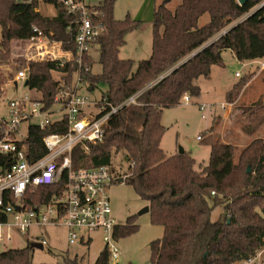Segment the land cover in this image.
<instances>
[{
    "label": "trees",
    "instance_id": "16d2710c",
    "mask_svg": "<svg viewBox=\"0 0 264 264\" xmlns=\"http://www.w3.org/2000/svg\"><path fill=\"white\" fill-rule=\"evenodd\" d=\"M46 1L54 4V15L41 13L38 0H0V96L24 68L27 87L39 93L46 107L61 92L71 94L77 78L87 82L89 90L102 85V98L113 104L141 91L138 104L124 106L110 118L102 143L89 152L76 149L75 166L108 164L116 173L113 159L122 152L127 168L116 173L114 182L124 177L147 201L152 223L163 226V235L150 244L153 264H236L256 254L264 240V135L241 149L237 158L234 144L208 135L209 162L199 170L191 153L170 156L165 152L161 143L167 127L161 116L165 109L181 104L185 95H200L199 77L209 78L212 66L223 65L225 50L242 62L264 58V5L257 7L264 0H248L243 5L237 0H181L174 10L168 6L172 0H162L151 22V54L140 61L122 58L119 52L126 35L141 21L129 15L116 19L117 0H97L93 20L103 28L97 41L98 73L92 72L95 60L91 55L84 54L82 62L78 61L77 16L58 0ZM204 14L209 19L200 23ZM34 26L60 42L73 58L61 63L60 59L14 56L12 43L33 35ZM5 63L7 71L1 68ZM54 73L61 77L55 78ZM247 79L233 85L227 96L233 90L238 96ZM65 126V122L46 129L31 126L30 156L44 155V135L63 132ZM3 133L0 122V138ZM54 192V188L40 187L31 201L45 202ZM220 205L223 211L214 220L212 210ZM138 229L135 215L129 216L115 226L112 236L119 240ZM35 244L0 252V264H30ZM64 264L80 263L68 257ZM93 264H110L107 243Z\"/></svg>",
    "mask_w": 264,
    "mask_h": 264
},
{
    "label": "built area",
    "instance_id": "2783aa9c",
    "mask_svg": "<svg viewBox=\"0 0 264 264\" xmlns=\"http://www.w3.org/2000/svg\"><path fill=\"white\" fill-rule=\"evenodd\" d=\"M58 1L67 12L77 16L75 42L78 61L81 63L82 55L92 56L97 47L99 50L97 41L103 28L93 20L98 12L97 0ZM262 5L264 1L257 7ZM33 31L35 33L29 38L19 39L29 45L33 57L60 59L61 63L73 58L69 51L70 59L54 56L53 44L58 41L49 39L36 26ZM222 32L225 33V30ZM27 75L26 68L16 73L12 80L15 90H18L19 81L25 83ZM236 76L240 74L236 73ZM81 83L77 78L71 94L61 92L55 97L54 104L60 102L65 109L58 119L48 117L58 111L52 109L54 104L46 107L41 96L32 97L26 93L7 100L10 118L6 120L0 117L4 128L3 137L0 138V245L13 240L17 233L30 234L36 229L40 230L41 235L35 234L33 242L44 247L49 244L45 231L53 227L67 229L69 244L79 240L90 242V237L85 240L84 232L88 234L98 229L111 231L113 235L118 222L113 215L109 186L116 180V174L108 164L77 167L73 155L77 148L89 152L92 146L102 143L110 118L122 107L138 104L137 98L141 91L119 104H113L107 98L88 99L79 92ZM184 100L189 102L190 96L185 95ZM228 105L232 107L233 102L222 103L221 107L225 109ZM60 122H65V131L48 132L43 137L46 153L39 158L30 156L27 144L30 127L46 129ZM24 123H29L26 134H22ZM40 187H51L55 192L45 202H32V196ZM104 238L109 245V237L106 235ZM109 252L110 264H119L120 251L116 245H110ZM243 264H264V240L256 254L245 259Z\"/></svg>",
    "mask_w": 264,
    "mask_h": 264
},
{
    "label": "rangeland",
    "instance_id": "374dc122",
    "mask_svg": "<svg viewBox=\"0 0 264 264\" xmlns=\"http://www.w3.org/2000/svg\"><path fill=\"white\" fill-rule=\"evenodd\" d=\"M94 1V0H93ZM162 0H117L114 5V16L116 19H124L127 15L141 21L140 25L126 35V43L120 48L122 58H131L135 61L147 59L151 54L152 44V19L154 9ZM181 0H172L168 6L174 10ZM38 9L45 15H54L56 8L46 0H38ZM209 19L208 14H204L200 23H205ZM1 33V27H0ZM25 42L12 43L14 56L29 57L33 51L28 49ZM223 65L212 66L209 78L199 77L200 95L190 98L189 102L184 99L181 104L165 109L162 113V123L167 127L162 138V147L168 155L179 153L180 148L189 152L196 159V167L203 169L209 162L210 144L206 140L208 135L226 143H232L236 147V158L246 145L253 139L264 135V68L263 59L254 61H239L230 50H225L222 54ZM95 60L92 72L101 71L99 63V50L92 52ZM35 59H38L37 57ZM12 65H14L12 63ZM2 69L8 70L5 63ZM239 73L240 76H236ZM55 78L61 75L54 73ZM248 78L238 96H227L233 85L240 80ZM10 81L5 86V91L0 96V117L8 120L9 113L6 102L8 99L25 95L28 93L32 97H38L39 93L30 90L23 81H19L18 90ZM239 86V84L237 85ZM235 86V87H237ZM243 87V88H242ZM88 83L82 82L79 92L87 96L90 100H99L102 97L99 86L94 90L88 89ZM235 89V88H234ZM231 98V99H230ZM233 106L221 107L222 103L233 100ZM232 102V101H229ZM204 107H201V105ZM57 113L48 117L51 119L60 118L65 112L63 104L58 102L52 106ZM204 115L205 117H203ZM29 123L22 125V134H26ZM202 138H198V137ZM123 154L119 152L113 159V169L125 170L127 163L122 159ZM248 169V168H247ZM115 173V174H116ZM110 201L114 218L118 223H125L129 216L135 215V223L139 229L119 240L111 236V231L104 232L101 229L84 232L85 240L90 237L88 243L77 241L69 244L67 239V229L65 227H53L45 231L49 244L43 248L34 247L32 251L33 259L30 264H64L65 258H77L80 264H93L102 249L106 246V235L109 237V246L116 245L120 251L119 264H153L151 261L150 244L153 240L163 235V226L152 223L151 213L144 211L148 203L143 199L125 180L116 181L109 186ZM223 206H216L211 213L212 219H217ZM82 233V232H81ZM35 234L41 235L40 230L33 229L30 234L17 233L13 240L0 245V252L10 248H24L33 243ZM236 264H243L237 262Z\"/></svg>",
    "mask_w": 264,
    "mask_h": 264
},
{
    "label": "crops",
    "instance_id": "0c3cea01",
    "mask_svg": "<svg viewBox=\"0 0 264 264\" xmlns=\"http://www.w3.org/2000/svg\"><path fill=\"white\" fill-rule=\"evenodd\" d=\"M136 19V18H135ZM16 42H25V40H16ZM26 43V42H25ZM54 56H59V57H63L64 59H70L69 55L67 52H64L61 50V44L59 42H55L53 44V52ZM233 54V53H232ZM33 53L29 56L32 57L33 59H35L36 57H33ZM264 63V62H263ZM192 98V97H191ZM85 243V242H84Z\"/></svg>",
    "mask_w": 264,
    "mask_h": 264
},
{
    "label": "water",
    "instance_id": "95a60500",
    "mask_svg": "<svg viewBox=\"0 0 264 264\" xmlns=\"http://www.w3.org/2000/svg\"><path fill=\"white\" fill-rule=\"evenodd\" d=\"M237 1H238V3H239L240 5H243V4H245L248 0H237ZM28 83H29V81L26 80V81H25V85L27 86ZM15 84H17V82H15ZM183 152H184V149H183V148H180L179 153H183ZM247 171L250 172V167H248V170H247ZM118 181L123 182V181H124V177H120ZM148 210H149V206L145 207L144 211H148ZM34 247L43 248L42 244H40V243H36V244L34 245Z\"/></svg>",
    "mask_w": 264,
    "mask_h": 264
}]
</instances>
